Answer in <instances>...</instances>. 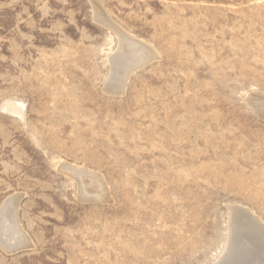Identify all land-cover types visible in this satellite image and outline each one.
I'll use <instances>...</instances> for the list:
<instances>
[{
  "label": "rangeland",
  "instance_id": "1",
  "mask_svg": "<svg viewBox=\"0 0 264 264\" xmlns=\"http://www.w3.org/2000/svg\"><path fill=\"white\" fill-rule=\"evenodd\" d=\"M118 30L154 52L122 94ZM10 200L30 244L0 264H218L232 233L238 264L258 263L257 232L231 223L264 224V0H0Z\"/></svg>",
  "mask_w": 264,
  "mask_h": 264
},
{
  "label": "bare ground",
  "instance_id": "2",
  "mask_svg": "<svg viewBox=\"0 0 264 264\" xmlns=\"http://www.w3.org/2000/svg\"><path fill=\"white\" fill-rule=\"evenodd\" d=\"M118 31L123 36V39L125 41L124 44L121 45L120 50L110 58L111 60L110 62L112 66V75H111L110 83H108L107 86L109 90L112 91V93L116 92L122 94L125 90V86L127 85L126 82L128 83L127 80H129L128 78L131 75V73L134 72L137 68L147 63L154 56V52H152V49H150L143 42H140L137 39H134L126 35V33H124L123 31L120 30ZM120 34H119V38L121 36ZM61 169H63L66 172H69L72 176H74L77 179L79 185L80 197L89 200L107 199L108 196L105 192V188L102 182L100 181V179L98 178V176H96L95 174H91L84 170L76 169L67 164H62ZM16 207H17V202L15 204L14 200H10L3 205V208L0 212V246L8 253H12L14 251H17L18 249L27 247V245L30 244L27 236L24 234V232L21 230L19 226L18 219L16 217L17 215ZM234 210L235 211H232L234 212L231 223L232 231L234 232L235 228L237 227L238 230L249 229L250 231L254 229V231L257 232L256 236L260 238L258 239L260 240L261 243V246H259L260 248L259 251L261 255H263V257L261 260H258V263L256 264H264V224L261 223L259 220L254 219L253 215H249L239 208H235ZM247 232L248 231H246V234H248ZM246 238L248 239L247 236ZM243 241L242 242L238 241V236H235L232 233L230 237V244L228 250L225 256L221 259V261H219L218 264H238V259L241 258L240 255H243V252L242 254H240L241 248L243 246L247 248V246L242 244ZM248 241L249 240H247L246 242ZM256 241L255 242L258 243V240ZM257 252H255L256 253L255 256H257ZM250 261H253L252 258Z\"/></svg>",
  "mask_w": 264,
  "mask_h": 264
}]
</instances>
